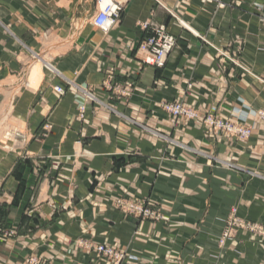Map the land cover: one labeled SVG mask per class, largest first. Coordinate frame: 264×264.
I'll return each instance as SVG.
<instances>
[{
	"label": "crops",
	"instance_id": "1",
	"mask_svg": "<svg viewBox=\"0 0 264 264\" xmlns=\"http://www.w3.org/2000/svg\"><path fill=\"white\" fill-rule=\"evenodd\" d=\"M222 2L133 0L105 34L92 24L96 0H0V128L21 130L13 150L0 142V264H107L90 244L127 264H264L247 236L216 246L232 208L264 223V0ZM158 27L177 40L163 69L137 55ZM44 51L42 76L14 94ZM173 102L252 136L172 124L162 106Z\"/></svg>",
	"mask_w": 264,
	"mask_h": 264
},
{
	"label": "rangeland",
	"instance_id": "2",
	"mask_svg": "<svg viewBox=\"0 0 264 264\" xmlns=\"http://www.w3.org/2000/svg\"><path fill=\"white\" fill-rule=\"evenodd\" d=\"M217 7H219V6H217ZM219 8H221V7H219ZM94 16H93V18H94ZM93 18H92V24H93ZM220 54L222 55V57H227V55L223 52H220ZM48 55H49L48 52L44 51V52L38 53L37 55H35L33 57V61L31 62V65L25 67V73L23 75V78L20 80L19 84L14 85V87H15L14 94L17 93L22 87L26 86L27 84H28V87H30L29 86L30 80H28V82H27L28 74L30 73L32 67L36 63H39L40 60H45L48 62V59H49ZM227 58L231 59L232 62L236 63V58H234V57L233 58L227 57ZM43 70L47 71V72L50 71L48 68H46V66H43ZM12 82H16V79L15 80L13 79ZM1 87H3V86L0 85V89H1ZM12 103H13L12 100L8 101L9 115H11ZM169 104H171V105L181 104L185 110L193 112L196 115V117L192 119L188 116H186V117L182 116V117H177L176 119L173 120L172 114L165 110V105H169ZM162 109L170 116V120H171L172 124H176L179 119H184V120L189 121V122L200 120L202 122L204 128H205L206 133L209 136L226 135V136L234 138L237 141H246L249 138H251V136H252V128L250 126H247L244 122H241V121L233 122V121L223 120L221 117H219L216 114V112H212V113H208L204 116H200L196 110L186 106L185 104H183L181 102L164 103L162 106ZM257 112H263L264 113V110H259ZM257 116L264 123V120L261 118V116L259 117L258 114H257ZM209 120H215V121H217V123H224L227 125H231L233 127L237 126L236 128H238V127L244 128L247 131H249L250 133L248 136L244 137V135L241 132H239V133L232 132L231 133L228 130H226L224 128V126L219 127L217 125V123H215L213 125V127H211V126H209L211 124ZM8 124L9 125L7 127L0 128V131L4 132L3 133L4 137L0 138V142L1 141L4 142L5 146L8 147L9 150H13L17 146L18 141L20 140L18 138V136L20 135L21 130L18 129L16 123L13 120H9ZM230 167L233 168L234 166L232 165ZM123 202L129 203L128 201H123ZM145 208H147V207H145ZM147 209L152 211L150 208H147ZM153 213L155 214V212H153ZM129 214L136 215L133 213H129ZM136 216L140 217L141 219H147V220H151V221L158 219L156 214H155V218H152V219L141 217L139 215H136ZM4 235L7 236L9 239H11L14 236H16V231L15 230H8L7 232H4ZM242 235L247 236L249 242L261 244L264 246V223L255 222L251 218H248L246 215H243L242 213H240L237 208H232L231 212L227 216V219L225 222V228L223 229L221 236L216 241L217 250L218 251H225L227 248H229L231 243L238 242V241L240 242ZM98 246H104V247L113 249L119 253H124L121 250L112 248V247L107 246L105 244L104 245H97V246L90 244V245L86 246V247H88V249L96 252L97 255L99 256V258L105 260L107 264H110L112 261H110V259L104 257L102 254H100L97 251L96 248ZM124 255H125V257H124L123 263L127 264L129 257L127 256L126 253H124ZM25 264H42V262L39 261V259L31 256L25 261Z\"/></svg>",
	"mask_w": 264,
	"mask_h": 264
},
{
	"label": "built area",
	"instance_id": "3",
	"mask_svg": "<svg viewBox=\"0 0 264 264\" xmlns=\"http://www.w3.org/2000/svg\"><path fill=\"white\" fill-rule=\"evenodd\" d=\"M132 1L133 0H96L98 11L93 18L94 26L99 31L105 34L109 33L111 30H113L116 26L119 25L122 13L126 8V5L130 4ZM207 2L215 3L219 7L224 6L222 0H203V3ZM148 27V24H145L143 26L145 30H147ZM150 32V36L139 45L137 55L144 65L163 69L166 65V61L169 55L176 47L177 40L174 36L167 32L165 27L152 28ZM55 91L59 96L65 95V90L63 87H56ZM89 97L92 100L94 99L92 96ZM165 110L172 114L173 120L177 117L182 116H188L192 119L196 117L193 112L185 110L181 104L165 105ZM80 113L83 117L85 113L84 107L80 109ZM257 114L259 115V117L261 116V118L264 120L263 112H257ZM209 121L211 123L209 126L211 127H213V125L217 123V121L215 120ZM223 124L224 123H217L219 127L224 126V128L231 133L241 132L244 137L248 136L250 133L244 128H236L237 126L233 127L231 125ZM119 205L122 208H126L127 212L129 213H133L145 218H155V214L144 206L133 203H126L123 201H120ZM96 249L104 257L112 261L110 264H124V253H119L113 249L104 246H98Z\"/></svg>",
	"mask_w": 264,
	"mask_h": 264
},
{
	"label": "bare ground",
	"instance_id": "4",
	"mask_svg": "<svg viewBox=\"0 0 264 264\" xmlns=\"http://www.w3.org/2000/svg\"><path fill=\"white\" fill-rule=\"evenodd\" d=\"M42 64H43L42 61H39L36 67H34V69L32 70L31 79H30L31 86L34 84V82H37L39 78L42 76Z\"/></svg>",
	"mask_w": 264,
	"mask_h": 264
}]
</instances>
